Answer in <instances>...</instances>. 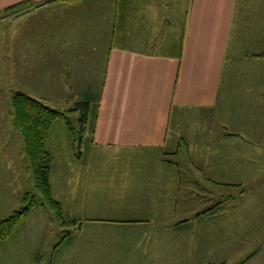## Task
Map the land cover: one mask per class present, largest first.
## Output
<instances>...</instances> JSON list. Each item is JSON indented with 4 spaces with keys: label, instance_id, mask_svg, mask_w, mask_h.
Instances as JSON below:
<instances>
[{
    "label": "rangeland",
    "instance_id": "1",
    "mask_svg": "<svg viewBox=\"0 0 264 264\" xmlns=\"http://www.w3.org/2000/svg\"><path fill=\"white\" fill-rule=\"evenodd\" d=\"M171 1L181 11V2ZM7 11L0 12V217L17 211L21 218L0 241V264H240L261 246L264 139L254 136L264 132V57L228 62L223 78L229 99L205 121H182L172 149L171 143L161 150H92L94 102L85 125L82 110L72 109L81 103L78 96L97 95L95 70L99 66L100 74L105 44H94L93 58L67 49L58 55L56 49L52 58L28 60L22 55L46 27L24 25L27 9ZM182 19L176 17V24ZM238 27L264 45V0H238L233 39ZM80 79L90 88H78ZM16 92L65 117L55 121L44 144L51 155L50 195L60 215L36 188L14 123ZM147 207L157 211L149 223L142 219ZM175 223L179 231L167 230Z\"/></svg>",
    "mask_w": 264,
    "mask_h": 264
},
{
    "label": "crops",
    "instance_id": "2",
    "mask_svg": "<svg viewBox=\"0 0 264 264\" xmlns=\"http://www.w3.org/2000/svg\"><path fill=\"white\" fill-rule=\"evenodd\" d=\"M177 1L181 11L171 0H0V12L18 6L27 9L21 17L24 25L35 21L46 27L22 55L28 60L54 56L56 49L58 55L67 49L76 55L86 51L93 58L99 46L94 44H105L100 74L99 66L95 70L100 79L97 95L78 96L89 107L94 102L92 150H161L175 146L171 137H178L174 131L187 117L205 121L229 99L223 78L228 62L264 48L247 39L241 27L232 38L238 0ZM182 15L177 25L175 18ZM78 83V88H90L81 79ZM254 138L260 142L264 132L257 130ZM141 211L148 223L157 217L148 207ZM180 228L175 223L167 230ZM240 264H264V241Z\"/></svg>",
    "mask_w": 264,
    "mask_h": 264
},
{
    "label": "trees",
    "instance_id": "3",
    "mask_svg": "<svg viewBox=\"0 0 264 264\" xmlns=\"http://www.w3.org/2000/svg\"><path fill=\"white\" fill-rule=\"evenodd\" d=\"M60 1L77 3L82 0ZM7 10L6 12H8ZM256 56L263 58L264 54ZM78 109L82 110L81 122L85 125L89 113V104L86 102L75 103L72 110L77 111ZM12 110L14 112V123L20 128L24 139L25 152L32 165L36 188L47 197L50 208L58 209L60 215L59 204L50 195L49 172L51 168V155L45 149L44 144L55 121L59 118L64 119L65 117L58 110L47 107L39 100L22 92H16L12 97ZM20 214L16 211L7 218L0 217V241H4L9 237L21 218Z\"/></svg>",
    "mask_w": 264,
    "mask_h": 264
}]
</instances>
